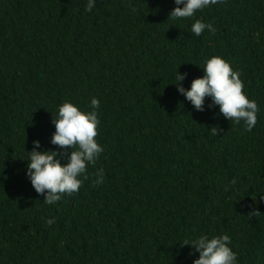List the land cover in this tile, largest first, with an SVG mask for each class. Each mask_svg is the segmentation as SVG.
Here are the masks:
<instances>
[{
    "label": "trees",
    "instance_id": "16d2710c",
    "mask_svg": "<svg viewBox=\"0 0 264 264\" xmlns=\"http://www.w3.org/2000/svg\"><path fill=\"white\" fill-rule=\"evenodd\" d=\"M86 5L0 0V264H192L199 253L184 243L202 234L229 235L238 264H264V0L175 21L174 0ZM196 19L216 31L195 36ZM213 56L257 103L251 132L171 84L178 68L187 89ZM92 97L104 151L78 192L45 204L27 152L34 140L58 151L57 106L89 111Z\"/></svg>",
    "mask_w": 264,
    "mask_h": 264
},
{
    "label": "clouds",
    "instance_id": "9594fccd",
    "mask_svg": "<svg viewBox=\"0 0 264 264\" xmlns=\"http://www.w3.org/2000/svg\"><path fill=\"white\" fill-rule=\"evenodd\" d=\"M225 0H174V7L168 18L173 21L181 18H192L197 11L210 6L223 4ZM97 0H87L86 12H92ZM214 33V25L196 19L191 25V32L200 36L203 32ZM175 68L174 84L177 92L191 103L197 111L205 110V99L210 103L208 108L218 107V115L242 124L245 132H251L257 123L259 107L250 100L243 91L244 85L239 73L234 71L228 62L219 56L206 58L203 61V75L191 81L185 89L182 82L187 73H180ZM100 101L92 97L89 111H83L70 101L57 106L55 118L52 116L54 132L49 143L57 146V150L38 151L41 147L38 140L33 141V149L28 153L26 176L37 194L43 195V203L54 205L63 195H71L79 191L83 179H88L87 168L95 166L104 151L95 139L98 135ZM211 134L218 136L217 127L209 129ZM93 186L104 182V169L95 172ZM47 224L55 220L46 221ZM199 253L192 264H238L237 254L233 251L231 238L227 234H202L185 241Z\"/></svg>",
    "mask_w": 264,
    "mask_h": 264
}]
</instances>
